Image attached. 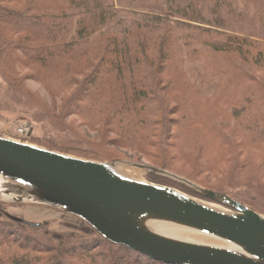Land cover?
I'll return each mask as SVG.
<instances>
[{
  "label": "trees",
  "instance_id": "trees-1",
  "mask_svg": "<svg viewBox=\"0 0 264 264\" xmlns=\"http://www.w3.org/2000/svg\"><path fill=\"white\" fill-rule=\"evenodd\" d=\"M186 62L201 65L207 85ZM0 81L34 123L61 134L30 144L145 161L264 216V0H0ZM0 264L164 263L93 229L57 235L40 222L0 224Z\"/></svg>",
  "mask_w": 264,
  "mask_h": 264
},
{
  "label": "water",
  "instance_id": "water-1",
  "mask_svg": "<svg viewBox=\"0 0 264 264\" xmlns=\"http://www.w3.org/2000/svg\"><path fill=\"white\" fill-rule=\"evenodd\" d=\"M125 165L177 181L225 209L131 178L119 170ZM0 194L74 215L110 243L164 264H264L263 215L156 167L96 162L0 136ZM164 225L217 244L167 233L161 230Z\"/></svg>",
  "mask_w": 264,
  "mask_h": 264
},
{
  "label": "rangeland",
  "instance_id": "rangeland-1",
  "mask_svg": "<svg viewBox=\"0 0 264 264\" xmlns=\"http://www.w3.org/2000/svg\"><path fill=\"white\" fill-rule=\"evenodd\" d=\"M152 1V0H151ZM145 5L150 4V1H144L143 2ZM231 55L237 56L238 53H234ZM241 56V54H240ZM186 70L189 76L195 80V81H203L206 80L205 77L202 74V68L199 63H191V62H186ZM202 78V79H201ZM25 86L27 89L32 91L33 93L37 94L38 96L44 95V91L40 85L32 81L31 79H27L24 81ZM208 82L203 81L202 85H207ZM68 118V117H67ZM68 119H73L74 121H77L79 119L77 118H71V116ZM20 125H25L29 128L28 132L26 134H20L17 131V128ZM202 133V134H201ZM198 132L196 133V137H204L206 134L204 132ZM205 134V135H204ZM42 135L52 137L53 139L59 140L61 138V134L55 132L54 130L50 129L47 125H40L36 124L31 120L30 113H28L25 110H22L19 108L18 105L13 104L9 98L6 97L5 92H4V84L0 81V136L9 138V139H14V140H19L21 142L29 143V139L32 136L40 137ZM109 137H115L113 134H109ZM196 138V139H197ZM213 145L211 146H205V149L203 151L204 154H209L211 151H209ZM210 148V149H209ZM213 156V153L210 154V157ZM205 157V155H203ZM116 161H122V160H116ZM127 162H133V163H139V164H144V165H149L145 161H140L136 162L133 160H123ZM127 168L126 171H130L132 175L135 176L137 180L141 181H147L145 179V174L149 173L146 172L145 170L139 169V168H134L131 165H125ZM153 167V166H151ZM157 168V167H156ZM186 168V167H185ZM160 169V168H159ZM163 170V169H162ZM167 172H170L168 170H165ZM172 174H175L173 172H170ZM152 174V173H150ZM157 175V174H154ZM177 175V174H175ZM161 176V175H158ZM179 176V175H177ZM164 177V176H162ZM181 177V176H179ZM199 178H204V174L198 175ZM167 178V177H165ZM183 178V177H181ZM170 179V178H168ZM185 179V178H183ZM172 180V179H170ZM187 180V179H186ZM174 181V180H172ZM190 181V180H188ZM149 182V181H148ZM180 185H183L177 181H174ZM192 182V181H190ZM194 183V182H192ZM196 184V183H194ZM198 185V184H196ZM185 186V185H183ZM199 186V185H198ZM186 187V186H185ZM201 187V186H200ZM188 188V187H186ZM203 188V187H202ZM189 189V188H188ZM191 190V189H190ZM191 197V196H190ZM195 198V197H194ZM198 199V198H196ZM201 200V199H198ZM204 201V200H202ZM0 202L4 204L5 212L7 215L19 217L23 219L26 222L29 223H40V222H46L49 225V229L56 233L57 235H63V234H73V233H87L90 231L91 227L89 226L88 223H86L84 220L71 215V214H66L63 213L57 209H54L52 207L48 206H43V205H37V204H32L28 200H24L21 202L14 201L10 195H4L0 194ZM208 205H211L215 208H218L220 210L225 209L217 204H213L208 201H204ZM8 224V225H16L18 222H15L11 220L8 216H3L0 218V224ZM192 240L196 242H203L206 244H217L214 243V241H211L206 238H199L195 237Z\"/></svg>",
  "mask_w": 264,
  "mask_h": 264
},
{
  "label": "bare ground",
  "instance_id": "bare-ground-1",
  "mask_svg": "<svg viewBox=\"0 0 264 264\" xmlns=\"http://www.w3.org/2000/svg\"><path fill=\"white\" fill-rule=\"evenodd\" d=\"M119 170L124 173L125 175L131 177V178H135L134 175L131 174V172L129 171H126L125 167H119ZM161 230L162 231H165L167 233H170V234H173V235H176V236H179V237H183V238H189V239H193L195 237H198L194 234H192V232H189L187 230H184V229H181V228H176V227H171V226H161ZM201 238V237H199Z\"/></svg>",
  "mask_w": 264,
  "mask_h": 264
},
{
  "label": "built area",
  "instance_id": "built-area-1",
  "mask_svg": "<svg viewBox=\"0 0 264 264\" xmlns=\"http://www.w3.org/2000/svg\"><path fill=\"white\" fill-rule=\"evenodd\" d=\"M29 128L25 125H20L18 128H17V131L20 133V134H26L28 132Z\"/></svg>",
  "mask_w": 264,
  "mask_h": 264
}]
</instances>
